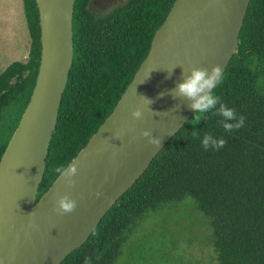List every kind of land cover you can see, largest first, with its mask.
<instances>
[{
	"label": "trees",
	"instance_id": "16d2710c",
	"mask_svg": "<svg viewBox=\"0 0 264 264\" xmlns=\"http://www.w3.org/2000/svg\"><path fill=\"white\" fill-rule=\"evenodd\" d=\"M90 0H75L73 61L51 138L37 198L110 114L174 0H125L96 16ZM30 39L25 61L0 72V157L29 101L39 66L40 29L35 0H22ZM213 93L243 115L226 132L223 117L193 125L196 112L148 168L107 211L88 239L60 264H131L134 228L152 212L192 198L209 219L216 264H264V0H250L238 47ZM218 107V106H217ZM198 131L199 137L191 132ZM224 138L205 150V134ZM127 246L126 262H119Z\"/></svg>",
	"mask_w": 264,
	"mask_h": 264
},
{
	"label": "water",
	"instance_id": "95a60500",
	"mask_svg": "<svg viewBox=\"0 0 264 264\" xmlns=\"http://www.w3.org/2000/svg\"><path fill=\"white\" fill-rule=\"evenodd\" d=\"M35 2L41 44L38 71L0 157V264H60L88 239L196 112L189 100L168 94L183 82V69L190 74L192 67L211 70L219 64L224 73L237 50L250 0H174L114 108L66 165L78 167L75 185L57 175L38 198L73 61L75 0ZM137 109L143 113L140 119L132 116ZM144 130L161 138L159 148L141 135ZM66 194L78 206L61 215L54 210L56 200Z\"/></svg>",
	"mask_w": 264,
	"mask_h": 264
},
{
	"label": "rangeland",
	"instance_id": "374dc122",
	"mask_svg": "<svg viewBox=\"0 0 264 264\" xmlns=\"http://www.w3.org/2000/svg\"><path fill=\"white\" fill-rule=\"evenodd\" d=\"M29 35L21 0L0 8V72L13 61H23ZM209 219L192 198L147 215L133 230L128 248L131 264H216ZM127 246L119 262H126Z\"/></svg>",
	"mask_w": 264,
	"mask_h": 264
},
{
	"label": "clouds",
	"instance_id": "9594fccd",
	"mask_svg": "<svg viewBox=\"0 0 264 264\" xmlns=\"http://www.w3.org/2000/svg\"><path fill=\"white\" fill-rule=\"evenodd\" d=\"M222 77L223 70L219 64L214 65L211 70L204 67H192L190 74H186L183 69V82H178L176 87L168 94L172 95L173 98L187 99L190 101L189 107L196 110L197 113L194 119L190 121L191 124L196 125L200 123L201 120L208 119L207 114L211 113L214 116L223 117L221 121L223 129L226 132H233L244 127L246 118L243 115L238 116L234 108H229L222 102L220 96L213 93V89L222 82ZM164 95L165 93L160 94L161 97ZM144 98L149 101L150 104L152 103L148 98ZM142 115L143 113L139 109L132 112V116L136 119L142 118ZM191 134L193 137H199L198 131H192ZM141 135L148 139L149 144L159 148L161 138L154 136L151 130H144ZM201 143L205 150L215 149L218 151L226 145L227 141L222 137L215 138L211 134L206 133ZM54 171L60 178L63 177L67 185H75L74 177L78 172L76 164L70 167L57 166ZM100 195L101 193H96L97 198H99ZM56 205L54 210L61 215L74 212L78 206L77 200L67 194L60 196L56 200ZM84 264H92L91 258L85 257Z\"/></svg>",
	"mask_w": 264,
	"mask_h": 264
},
{
	"label": "flooded vegetation",
	"instance_id": "af4514ba",
	"mask_svg": "<svg viewBox=\"0 0 264 264\" xmlns=\"http://www.w3.org/2000/svg\"><path fill=\"white\" fill-rule=\"evenodd\" d=\"M125 0H90L89 9L96 16L99 13H106L113 8L122 5Z\"/></svg>",
	"mask_w": 264,
	"mask_h": 264
},
{
	"label": "crops",
	"instance_id": "0c3cea01",
	"mask_svg": "<svg viewBox=\"0 0 264 264\" xmlns=\"http://www.w3.org/2000/svg\"><path fill=\"white\" fill-rule=\"evenodd\" d=\"M3 1H4L5 4H7V2H8L9 0H0V8L2 7V3H3ZM21 3H22V0H21ZM22 10H23V4H22ZM23 14H24V12H23ZM24 19H25V18H24ZM25 23H26V21H25ZM27 30H28V29H27ZM29 44H30V43H29ZM28 51H29V50H28ZM27 56H28V53H27V55H26V57H25V59H24L23 61L26 60Z\"/></svg>",
	"mask_w": 264,
	"mask_h": 264
}]
</instances>
